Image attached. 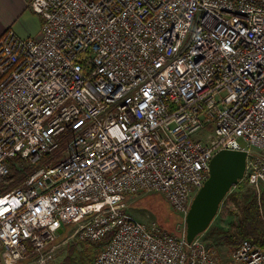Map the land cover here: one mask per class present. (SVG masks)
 I'll return each mask as SVG.
<instances>
[{
    "label": "built area",
    "instance_id": "1",
    "mask_svg": "<svg viewBox=\"0 0 264 264\" xmlns=\"http://www.w3.org/2000/svg\"><path fill=\"white\" fill-rule=\"evenodd\" d=\"M28 3L39 35L0 38V182L23 172L0 194V264H46L67 233L110 235L92 264H226L128 198L161 193L185 219L224 149L264 187V0ZM231 260L264 264V246Z\"/></svg>",
    "mask_w": 264,
    "mask_h": 264
},
{
    "label": "rangeland",
    "instance_id": "2",
    "mask_svg": "<svg viewBox=\"0 0 264 264\" xmlns=\"http://www.w3.org/2000/svg\"><path fill=\"white\" fill-rule=\"evenodd\" d=\"M66 151L67 140H63L51 158L66 157ZM8 186L7 181L0 182V194L5 192L3 188ZM263 195V186L255 189L246 180L233 187L221 203L218 214L207 230L208 232L200 235L209 245L216 248L217 251H221L225 262L231 256L233 248L231 244L227 243V236L235 234L238 230L240 222L245 218L246 209L250 205H262ZM128 211L144 222L155 220L175 234H180L186 229L185 219L173 210L168 200L161 193H140L129 197ZM109 236L102 241H81L67 233L59 239L61 245L59 250L51 259L47 260L46 264H60L70 255L75 264H79L80 260L82 264H92ZM226 264L228 263L226 262Z\"/></svg>",
    "mask_w": 264,
    "mask_h": 264
},
{
    "label": "water",
    "instance_id": "3",
    "mask_svg": "<svg viewBox=\"0 0 264 264\" xmlns=\"http://www.w3.org/2000/svg\"><path fill=\"white\" fill-rule=\"evenodd\" d=\"M246 155L245 151L224 149L212 158L210 175L196 193L185 217L189 243L211 226L227 194L244 178Z\"/></svg>",
    "mask_w": 264,
    "mask_h": 264
},
{
    "label": "crops",
    "instance_id": "4",
    "mask_svg": "<svg viewBox=\"0 0 264 264\" xmlns=\"http://www.w3.org/2000/svg\"><path fill=\"white\" fill-rule=\"evenodd\" d=\"M28 4V0H0V38L9 29H13L21 37L39 35L41 18ZM218 253L224 261L221 251ZM226 262L233 264L231 256Z\"/></svg>",
    "mask_w": 264,
    "mask_h": 264
},
{
    "label": "trees",
    "instance_id": "5",
    "mask_svg": "<svg viewBox=\"0 0 264 264\" xmlns=\"http://www.w3.org/2000/svg\"><path fill=\"white\" fill-rule=\"evenodd\" d=\"M12 172V176L9 179H6L9 186L7 188H3V191L5 192L7 189L17 185L23 178V172L17 170L15 166L12 167ZM244 181L245 180H241L238 184H241ZM261 204L263 206H256L254 204L250 205L246 209L245 218L242 222H240L238 230L235 232V234L227 236L226 241L227 243L231 244L232 247L237 245L241 240L247 238L253 240L260 246H264V195ZM60 264H75V261L70 255ZM79 264H82L81 260Z\"/></svg>",
    "mask_w": 264,
    "mask_h": 264
}]
</instances>
